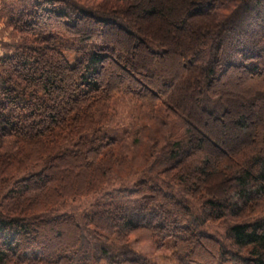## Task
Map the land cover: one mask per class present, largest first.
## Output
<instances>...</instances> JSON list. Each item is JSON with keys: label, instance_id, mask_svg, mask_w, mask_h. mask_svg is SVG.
Listing matches in <instances>:
<instances>
[{"label": "trees", "instance_id": "trees-1", "mask_svg": "<svg viewBox=\"0 0 264 264\" xmlns=\"http://www.w3.org/2000/svg\"><path fill=\"white\" fill-rule=\"evenodd\" d=\"M90 1L107 9L0 0L20 34L0 56V264H153L133 248L143 242L178 264H264V149L222 150L201 122L225 127L224 74L251 82L264 72V0H184L182 19L169 25L199 26L181 54L168 39L182 45L183 35L132 24L159 5ZM138 2L147 8L134 12ZM168 57L170 82L145 73L151 60L165 74ZM182 77L195 111L178 100ZM117 96L168 125L169 145L143 169L104 132ZM244 118L235 124L245 131ZM89 197L87 210L65 211Z\"/></svg>", "mask_w": 264, "mask_h": 264}, {"label": "rangeland", "instance_id": "rangeland-1", "mask_svg": "<svg viewBox=\"0 0 264 264\" xmlns=\"http://www.w3.org/2000/svg\"><path fill=\"white\" fill-rule=\"evenodd\" d=\"M86 8L95 7L97 9L105 10L107 5L100 2H92L90 0H72ZM148 3L159 5L162 7V12L155 14L144 19L136 17L132 18V24L135 28H141L145 33L151 35H157L159 33H165L166 31L171 34L179 33L184 37L182 45L174 43V39L169 40L170 48L177 53H182L185 46V39H191L195 35V30L199 26V22L191 21L187 24L186 30L177 31L169 25L172 21L178 23L182 18V15L187 6L184 0H147ZM103 4V5H102ZM1 7V5H0ZM95 8V9H96ZM142 8H147V4L144 2H138L133 5V11L139 12ZM140 29V30H141ZM177 31V32H176ZM114 38H119L117 32H114ZM195 37V36H194ZM126 37L122 41H131ZM20 40V34L15 32L11 27L6 24V20L0 15V56L12 51V48ZM72 58V56L70 57ZM168 59V60H167ZM165 60V74H159L156 70L160 66L158 61H149L145 66V73L152 75L155 81L160 83L170 82L169 63L171 57ZM264 60V58H263ZM260 67H264V62ZM222 81L219 82L220 89L223 93L229 95L227 103L229 104V112L224 117L225 127L215 121H209L201 119L202 123H205L206 131L210 136V141H215L222 150H238L244 146H253L254 148L264 149V125L261 120H258V116L264 117V72L260 74L256 79L251 82L244 78V75L239 74H224ZM159 79V80H156ZM186 77L180 78L178 84L175 86V92L179 95L178 100L183 107L195 111L196 107L192 105L190 98L183 91ZM156 82V85H157ZM155 83V82H154ZM195 107V108H193ZM111 117L104 129L109 136L122 138L125 142L123 144L124 154L128 158L129 162L139 169H143L148 165L147 157L151 152L157 154L160 153L169 145L168 139V125L163 122H159L150 118L143 110H141L137 103L131 100V98H125L117 96L113 99L111 106ZM196 113V112H195ZM196 115H198L196 113ZM240 117H245L242 120L248 127V129L241 130L240 127H236L235 124ZM203 152L206 154H216V150L211 148L207 144L204 146ZM230 147V148H229ZM218 162L223 165L222 158L219 154L217 156ZM134 170V168L132 169ZM67 176V175H66ZM219 176V175H218ZM217 177V176H216ZM69 179H73L71 176H67ZM113 183H118L115 181ZM115 186V184H113ZM222 196V194H221ZM95 198V197H94ZM93 197L83 198L74 202H70L66 205V210L74 214H79L89 207L94 201ZM215 234L221 235L222 231H213ZM57 244V243H56ZM55 244V246H56ZM57 247V246H56ZM55 247V248H56ZM133 248L137 250L144 258L151 261L153 264H178L176 260L171 256V253L167 250L158 249L154 244L143 242L140 244H133Z\"/></svg>", "mask_w": 264, "mask_h": 264}]
</instances>
